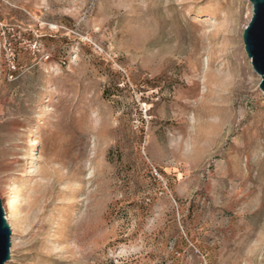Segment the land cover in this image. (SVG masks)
I'll return each instance as SVG.
<instances>
[{"label": "rangeland", "instance_id": "obj_1", "mask_svg": "<svg viewBox=\"0 0 264 264\" xmlns=\"http://www.w3.org/2000/svg\"><path fill=\"white\" fill-rule=\"evenodd\" d=\"M252 15L249 0H0V199L20 215L6 264H264Z\"/></svg>", "mask_w": 264, "mask_h": 264}, {"label": "water", "instance_id": "obj_2", "mask_svg": "<svg viewBox=\"0 0 264 264\" xmlns=\"http://www.w3.org/2000/svg\"><path fill=\"white\" fill-rule=\"evenodd\" d=\"M253 7L251 21L243 32V43L254 72L261 77L264 93V0H249ZM12 230L0 199V264L11 259Z\"/></svg>", "mask_w": 264, "mask_h": 264}, {"label": "bare ground", "instance_id": "obj_3", "mask_svg": "<svg viewBox=\"0 0 264 264\" xmlns=\"http://www.w3.org/2000/svg\"><path fill=\"white\" fill-rule=\"evenodd\" d=\"M236 17H237V15H236ZM236 20V19H235ZM180 24V23H179ZM230 25V24H229ZM227 31L230 33V35H231V37H233V33L236 31V29H237V25H236V23H235V21H233L232 22V24L230 25V26H228L227 25ZM182 31V30H181ZM178 32V31H177ZM179 33H181V32H179ZM183 33H184V31H183ZM176 34V33H175ZM179 37V36H178ZM235 37V36H234ZM234 37H233V39H234ZM181 38H183V37H181ZM178 39V38H177ZM237 39V38H236ZM235 39V40H236ZM183 41V40H182ZM181 41V42H182ZM178 50V49H177ZM37 143L36 142H33L32 143V145H36ZM253 167V166H252ZM255 167V166H254ZM263 169H259V172H258V175H256L255 177H251V178H249L250 179V181H251V185H250V187H249V189H250V191L251 192H255V191H257L258 189H259V186H262V184H260V182L262 181V176H263ZM251 176V175H250ZM259 184V185H258ZM19 217H20V215H19V210L18 209H16L11 215H10V217L8 218V220L10 221V223H11V226H13V224L14 223H16L17 222V220L19 219Z\"/></svg>", "mask_w": 264, "mask_h": 264}]
</instances>
